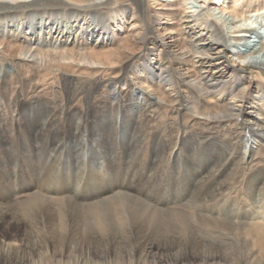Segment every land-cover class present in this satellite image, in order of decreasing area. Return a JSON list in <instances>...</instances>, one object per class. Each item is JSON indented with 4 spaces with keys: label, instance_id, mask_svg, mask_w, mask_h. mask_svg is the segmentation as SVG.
Segmentation results:
<instances>
[{
    "label": "bare ground",
    "instance_id": "bare-ground-1",
    "mask_svg": "<svg viewBox=\"0 0 264 264\" xmlns=\"http://www.w3.org/2000/svg\"><path fill=\"white\" fill-rule=\"evenodd\" d=\"M0 109L9 113L0 111V134L55 127L69 142L87 132L100 141L105 126L121 130L114 143L133 129L156 142L173 127L174 146L189 151V130L215 142L226 131L228 154L209 171L204 158H215L201 155L199 176L224 171L245 186L248 173H264V0H0ZM90 166L96 184L106 171L97 157ZM22 175L7 199L38 192L22 211L0 200V264H264V182L246 184L252 210L239 216L248 222H216L219 245L186 220L178 231L189 239L159 232L170 221L133 196L110 195L113 186L82 205L60 179L37 186Z\"/></svg>",
    "mask_w": 264,
    "mask_h": 264
},
{
    "label": "rangeland",
    "instance_id": "rangeland-1",
    "mask_svg": "<svg viewBox=\"0 0 264 264\" xmlns=\"http://www.w3.org/2000/svg\"><path fill=\"white\" fill-rule=\"evenodd\" d=\"M0 111L4 118L9 116L8 111H2L1 109ZM62 120H59L57 124L64 122V119ZM175 130V128L169 127L163 139L158 138L159 135L162 136L163 134H160L161 132L157 130L156 133H160L156 142H154L155 134H148L143 129L136 132L133 129L130 131L132 136H129V141L121 144L119 143L121 137L118 138L116 143L113 141L115 134L117 132L119 134L121 130L116 129L117 132L112 133L111 127L108 126H105V129L99 132L102 134L100 141L87 132L85 134L87 137L84 135L83 138L74 142H69L67 133L55 127L42 132L34 129H23L21 126L14 130L6 129L5 133L0 134L1 203H4L6 207L9 205L8 208L12 207V209L22 211L24 210L22 202L30 198V195L35 191L38 192L37 189H33L31 192L19 194L12 202L7 199L11 191L18 186L16 184H19L21 172L24 174L22 177H25L29 182H34L37 186H45L47 182L53 181L52 184L56 182V179H60L61 185L71 193H69L70 195H63L69 196L74 202L82 205L92 202L97 203L102 199L97 196L98 189L113 186L115 189L110 195H114L116 192L126 193L157 209L164 221L168 222L167 220H169L170 227L159 226V232L163 233L165 230L171 232L168 237L171 238L175 234L174 236L180 238L183 236L185 239H189L190 232H187V230L184 232L178 231L181 228V223L186 220L192 230L194 229V235L197 233V236L203 234L210 236L212 237L210 243L214 241L220 245L222 243L220 239H223V237L219 229H216L219 221H226L225 223L228 222L227 224L230 225L248 222L244 217L239 216V214H245L244 216H246V213L252 210V206L242 194L247 189L246 184L249 186L253 182H259L261 185L264 182V173L261 170L256 173H248L244 178L245 182H243L245 186L241 182L240 184L239 182L233 184L231 176L226 175L224 171L222 174L214 173L215 170L210 174L205 173V171L204 175L202 174L204 177L199 176L201 163L198 160L201 155L205 157L204 153L206 155L211 154L215 158L208 161L207 158H204L207 163V169L205 170L209 171L211 165L219 164V160L228 154L226 149L228 134L226 131H219L217 136L220 137L216 138L220 141L215 142L207 137L209 134L205 129L199 127L195 130L197 134L193 133L194 130H189V134L194 138L192 141L195 143L192 145L193 149L189 148V151H183L180 146H174ZM100 142L105 143L104 147L101 146ZM193 150L196 152L195 154ZM96 157L98 162H102L104 165L102 168L106 172L94 184L90 178L92 176L90 163ZM80 161L89 163L88 165H81ZM190 162L195 165L193 170L188 166ZM194 169H199V171ZM226 176L229 177L225 179ZM235 176L238 180H241L239 171L236 172ZM49 183L48 186H50ZM74 184H77V186ZM220 184L222 186L220 187L222 189L221 193L217 190ZM75 189L77 192L74 191ZM39 193L42 192L39 191ZM111 204L118 206L117 198L111 200ZM113 213L114 215L117 214L115 210ZM27 219L34 223L31 218L27 217ZM116 221L114 220L115 225L118 224ZM117 226L120 227V225ZM94 227L97 230L99 228L96 225ZM86 230L84 225L81 226V234ZM235 231L232 230V232ZM237 232L239 234L243 231L239 229ZM235 241L238 257H242L244 245L238 239ZM229 244L226 245V248L230 252L231 247Z\"/></svg>",
    "mask_w": 264,
    "mask_h": 264
}]
</instances>
